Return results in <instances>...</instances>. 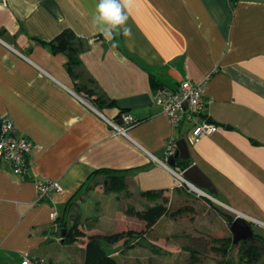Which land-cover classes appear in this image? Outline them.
Returning a JSON list of instances; mask_svg holds the SVG:
<instances>
[{
    "label": "crops",
    "instance_id": "0c3cea01",
    "mask_svg": "<svg viewBox=\"0 0 264 264\" xmlns=\"http://www.w3.org/2000/svg\"><path fill=\"white\" fill-rule=\"evenodd\" d=\"M116 2L128 19L113 26L96 18L99 0H0V118H10L33 144L32 177L15 174L10 162L0 164V264H21L25 256L46 264H85L94 237L102 251L127 264L123 256L142 245L140 239L126 251L127 239L145 233L115 243L101 238L129 230L120 222L124 216L145 225L128 215L129 207L116 209L122 208L124 187L151 199L167 197L168 213L158 222L192 211L172 212L173 201L211 205L179 187L159 162L174 135L185 137L190 151L188 163L177 159L179 166L198 165L216 187V201L235 217L264 222V2ZM65 29L86 40L79 54L85 78H93L114 105L89 101L114 121L131 114L136 123L129 137L76 96L82 94L68 72L67 54L49 45ZM209 75L204 117L220 129L194 142L173 127L157 92ZM45 177L57 180L61 192L35 204L33 178ZM112 184L119 189L108 191ZM221 212L215 209L218 217L230 215ZM88 220L95 225L87 226ZM76 222L84 235L66 242Z\"/></svg>",
    "mask_w": 264,
    "mask_h": 264
},
{
    "label": "rangeland",
    "instance_id": "374dc122",
    "mask_svg": "<svg viewBox=\"0 0 264 264\" xmlns=\"http://www.w3.org/2000/svg\"><path fill=\"white\" fill-rule=\"evenodd\" d=\"M174 185L176 186V182H174ZM128 188L129 190L124 187L123 193H121L118 206L122 208L116 209L125 210L131 206L144 209L162 202L161 199H151L146 195L143 196L132 190L130 186ZM59 192H61V189ZM193 192L198 199H205L211 205L205 201H192L193 203L191 201H181L178 203L173 201L171 203L169 200L168 206L172 212L177 211L179 208H191L192 211L185 213L178 211L175 216L167 215L159 222H156L153 230H148L147 226L143 223L141 225H134V221L131 222L129 216H124L123 220H120L121 224L125 225V228L131 229V227H135L139 228V232H146L145 236H141L140 238L130 236V239L126 242V251L135 248V244H138L140 239L143 245H140L139 248L133 251H129L128 255L123 256L127 264H218L219 261H225L224 264H229L228 261L231 264H248L244 261V258L238 255V246L232 247L229 250V256L226 258L212 250L213 238L232 237L229 225L236 217L224 205L196 191ZM93 196L96 195L93 194ZM165 198L168 201L167 197ZM108 205L111 210H114L115 200L113 199L112 204L108 202ZM212 206H217L230 215L224 214L225 218L218 217L219 214L216 215L215 207L213 208ZM93 215L97 216L98 214L93 213ZM263 223L254 222L253 224L254 232L262 237H264ZM91 225H95V223L92 220H88L87 226ZM112 225L115 226V222L108 224L109 228ZM257 243L260 244L259 242ZM151 246L161 248V253L158 255L154 254L151 251ZM118 259L121 264H125L121 257ZM263 259L264 254L257 264H264Z\"/></svg>",
    "mask_w": 264,
    "mask_h": 264
},
{
    "label": "built area",
    "instance_id": "2783aa9c",
    "mask_svg": "<svg viewBox=\"0 0 264 264\" xmlns=\"http://www.w3.org/2000/svg\"><path fill=\"white\" fill-rule=\"evenodd\" d=\"M215 71V70H214ZM210 79L207 76L201 82L184 80L179 88L175 91H170L166 88L158 89L157 103L162 106L163 111L169 117L174 128H182L183 135L188 136V139L194 142L217 132L220 127L209 122L205 117L206 100L204 99L205 87ZM74 92V91H73ZM78 98L94 109L96 113L112 125L117 134L128 136L129 128L136 123V119L128 113L121 115L120 121H114L105 116V114L96 109L92 103L81 95H76ZM0 164L3 161L10 162L13 167V172L17 175H26L32 177L30 171V154L33 147L32 141L26 136L21 135L14 122L7 117L0 118ZM189 124V128L185 127ZM185 128V129H184ZM186 139L185 137H183ZM180 136L174 135L170 137L166 143V153L163 160L159 162L164 165L174 178L178 181V186H186L190 191L200 193L201 190L183 176L184 168L182 166H170L168 160L173 156L178 149V140ZM187 141V139H186ZM36 190L35 204L43 202L52 193L61 189L59 182L50 177L33 178ZM202 191V190H201ZM21 264H46L43 260L25 256Z\"/></svg>",
    "mask_w": 264,
    "mask_h": 264
},
{
    "label": "trees",
    "instance_id": "16d2710c",
    "mask_svg": "<svg viewBox=\"0 0 264 264\" xmlns=\"http://www.w3.org/2000/svg\"><path fill=\"white\" fill-rule=\"evenodd\" d=\"M50 46L57 52H64L68 56L67 69L68 72L74 77L75 84L77 85L78 91L83 97L92 101L98 107L103 105H114V101L108 99L102 92L99 91L95 80L93 78H85V71L80 60L79 54L87 48L86 40L80 37L72 29H65L59 33L50 43ZM183 162V161H182ZM185 162V161H184ZM187 163V162H186ZM188 164L184 165L187 166ZM182 166V167H184ZM119 187L112 184V187L108 188V191H117ZM151 193V192H150ZM162 200L161 203L155 204L154 206L146 207L143 210L131 206L128 208L127 213L130 216H134L139 220L143 221L147 228H151L156 222L164 215L168 213L167 201L160 194L158 195ZM216 211H221L217 206H214ZM181 213L182 210H179ZM229 216V215H228ZM230 220V219H229ZM79 222H76L67 233L65 234V241H73L76 236L84 235L78 227ZM135 233L146 234V232H137L136 230L129 229L123 232H117L114 234L106 235L101 237L108 242L115 243L127 235H134ZM99 238V237H98ZM94 237L90 244L87 259L85 264H120L117 258L109 256L99 248V240ZM129 239H127L128 241ZM212 250L215 253L221 254L224 258L229 256V250L232 247L238 246L239 256L244 258V261L248 264H257L262 259L264 252V237L255 233V238L234 244L232 237H217L213 238ZM259 242L260 244H258ZM99 248V252L96 254L91 248ZM151 251L155 254L161 253V248L151 246ZM225 261H219L218 264H224ZM229 264L230 261H228Z\"/></svg>",
    "mask_w": 264,
    "mask_h": 264
},
{
    "label": "water",
    "instance_id": "95a60500",
    "mask_svg": "<svg viewBox=\"0 0 264 264\" xmlns=\"http://www.w3.org/2000/svg\"><path fill=\"white\" fill-rule=\"evenodd\" d=\"M250 1H263L264 0H250ZM1 128V123H0ZM182 158L185 163L190 159V151L187 145V141L184 138L178 140V149L176 153L171 156L168 160L170 166L178 165V158ZM183 176L189 182L200 188L206 194L203 196L208 197L216 201L215 196L217 195V190L210 178L200 170L196 164H188L184 166ZM230 230L232 233V239L234 244H238L242 241L252 240L255 238V232L253 225L248 219L241 215L236 216L234 220L230 223ZM65 232V231H64Z\"/></svg>",
    "mask_w": 264,
    "mask_h": 264
},
{
    "label": "clouds",
    "instance_id": "9594fccd",
    "mask_svg": "<svg viewBox=\"0 0 264 264\" xmlns=\"http://www.w3.org/2000/svg\"><path fill=\"white\" fill-rule=\"evenodd\" d=\"M96 12L98 16L96 17L100 21H105L107 23L116 25H123L128 19V15L122 11V5L117 3L116 0H99L96 6ZM127 27L124 28V34L129 33ZM109 35V39H110Z\"/></svg>",
    "mask_w": 264,
    "mask_h": 264
},
{
    "label": "bare ground",
    "instance_id": "6f19581e",
    "mask_svg": "<svg viewBox=\"0 0 264 264\" xmlns=\"http://www.w3.org/2000/svg\"><path fill=\"white\" fill-rule=\"evenodd\" d=\"M198 191H199L200 193H205V192H203V191H201V190H199V189H198Z\"/></svg>",
    "mask_w": 264,
    "mask_h": 264
},
{
    "label": "flooded vegetation",
    "instance_id": "af4514ba",
    "mask_svg": "<svg viewBox=\"0 0 264 264\" xmlns=\"http://www.w3.org/2000/svg\"><path fill=\"white\" fill-rule=\"evenodd\" d=\"M243 242V241H242Z\"/></svg>",
    "mask_w": 264,
    "mask_h": 264
}]
</instances>
